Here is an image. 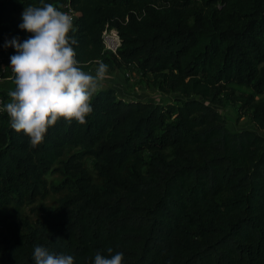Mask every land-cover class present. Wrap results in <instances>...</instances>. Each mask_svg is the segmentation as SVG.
Segmentation results:
<instances>
[{"label": "trees", "instance_id": "trees-1", "mask_svg": "<svg viewBox=\"0 0 264 264\" xmlns=\"http://www.w3.org/2000/svg\"><path fill=\"white\" fill-rule=\"evenodd\" d=\"M43 2L75 8L69 35L82 70L132 65L183 99L124 100L100 89L84 125L60 120L35 148L0 113V209L43 197L56 163L53 188L66 190L0 245V264H34V246L74 264H94L97 252L123 253L122 264H264V136L231 131L214 107L229 92L264 94V0ZM29 5L41 0H0V53L15 54L4 44L22 42L14 14ZM106 27L119 35L116 53L102 42ZM253 108L264 130V100Z\"/></svg>", "mask_w": 264, "mask_h": 264}, {"label": "clouds", "instance_id": "clouds-1", "mask_svg": "<svg viewBox=\"0 0 264 264\" xmlns=\"http://www.w3.org/2000/svg\"><path fill=\"white\" fill-rule=\"evenodd\" d=\"M21 19L19 28L30 35L23 42L15 37L4 44L15 49L8 77L14 90L7 92L10 101L0 111L7 113L10 127L27 136L35 148L60 120L86 123L93 112L91 98L106 79L108 65L96 61L94 75L82 70L73 47L77 40L69 35L72 17L54 4L41 0V6L29 5ZM32 258L34 264H74L75 260L67 253H50L44 246H34ZM123 259V253L103 256L97 252L94 264H122Z\"/></svg>", "mask_w": 264, "mask_h": 264}, {"label": "rangeland", "instance_id": "rangeland-1", "mask_svg": "<svg viewBox=\"0 0 264 264\" xmlns=\"http://www.w3.org/2000/svg\"><path fill=\"white\" fill-rule=\"evenodd\" d=\"M23 10L14 14L18 24L22 23L21 15ZM27 39L26 31H23L22 42ZM98 67L93 63L88 70L95 74V69ZM112 87L115 90V95L124 100H143L152 101L155 103L173 102L177 98L183 97L176 92L165 94L157 90L151 74H145L134 66H125L122 68L108 69L106 79L102 82L100 89ZM14 90L13 83L8 78L0 80V91L6 94V103L10 101L7 95L9 90ZM264 100V94L248 96V92H229L220 97V103L214 105L216 110L221 114L226 122V126L231 131H239L243 129H250L264 136V130L259 129L252 119V111L254 105ZM74 150L69 152H73ZM67 152V150H65ZM67 154L64 153L61 161H64ZM84 162L93 180H99L96 176L93 164L94 160L91 158H84ZM61 164L56 163L52 172L44 176L47 187L46 194L43 197H37L31 204H23L20 207H9L8 209H0V245L4 242H11L14 237L21 233L26 226L35 224L40 218V207L55 206L58 204L66 190H55L54 184L61 181L62 175L58 171Z\"/></svg>", "mask_w": 264, "mask_h": 264}, {"label": "built area", "instance_id": "built-area-1", "mask_svg": "<svg viewBox=\"0 0 264 264\" xmlns=\"http://www.w3.org/2000/svg\"><path fill=\"white\" fill-rule=\"evenodd\" d=\"M63 12H66L72 17L73 25L76 20V10L71 4H65L64 8L62 10ZM102 42L106 49L112 51L113 53H116V50L118 46L120 45V39L117 31L115 29H108L107 27L102 31ZM14 55H6L3 53H0V80L3 78L1 75L3 73H6L7 71L10 73L9 76L12 75L10 67V57ZM9 76L5 77L8 78ZM5 105L4 97L2 94H0V109L3 108ZM3 111H0L2 113Z\"/></svg>", "mask_w": 264, "mask_h": 264}]
</instances>
